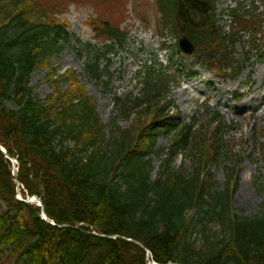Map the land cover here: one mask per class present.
Here are the masks:
<instances>
[{"label":"trees","instance_id":"obj_1","mask_svg":"<svg viewBox=\"0 0 264 264\" xmlns=\"http://www.w3.org/2000/svg\"><path fill=\"white\" fill-rule=\"evenodd\" d=\"M50 1L44 7L40 0H6L0 7V143L19 163L22 196H38L51 221L74 228L51 226L40 219L39 206L17 199L12 164L0 153V202L6 208L0 214V264H148L145 249L158 264H264V215L241 217L233 209L240 171L227 169L226 186L217 190L209 168L224 147L221 117H213L214 132L206 140L194 124L171 116L163 103L167 76L144 72L140 98L116 99L119 113L134 118L129 129L116 126L110 136L75 76L76 90L58 89L46 101L34 97L32 75L51 66L68 37L58 20L62 11L71 4L121 3ZM156 3L164 28L193 37L199 57L212 68V53L227 40L217 25V0ZM246 23L237 18L233 38ZM87 25L97 43L108 44L105 51L84 47L94 53L86 72L100 81L102 57L123 46L127 32L107 16ZM162 132L173 135L172 143L156 150ZM182 153L195 157L191 171L174 168ZM154 156L161 164L152 178ZM92 232L134 239L145 249Z\"/></svg>","mask_w":264,"mask_h":264},{"label":"rangeland","instance_id":"obj_2","mask_svg":"<svg viewBox=\"0 0 264 264\" xmlns=\"http://www.w3.org/2000/svg\"><path fill=\"white\" fill-rule=\"evenodd\" d=\"M6 0H0L5 7ZM50 0H40L47 7ZM114 6H99L96 9L87 4H71L59 16L65 25L68 39L62 50L51 58V66L38 69L32 75L34 97L46 101L56 90H76L71 80L77 79L83 89L97 103V110L106 126L107 135L117 127L129 129L131 114L119 115L116 97L123 100L140 97L143 89V73L150 69L168 75L171 100L179 116L185 122L195 119L196 126L202 127L204 138L210 139L214 128L209 124L213 113L224 118V147L221 158L211 163L210 171L217 190H223L227 182V169L237 167L240 171L239 184L233 196V209L238 216L254 217L264 215V25L259 33L250 25L236 38V43L227 48L229 62L222 63V55H215L214 61L222 75L205 67L195 54H185L178 49L180 35L174 29L161 25L156 0H120ZM237 11L253 17L264 16L261 0H217V20L222 35L233 42V29ZM102 16L118 20L127 32L123 46L112 48L110 54L101 60V68L108 78L97 81L85 70L88 54L78 47L77 40L84 45L95 44L93 34L86 22ZM99 17V16H98ZM100 18V17H99ZM68 23V24H66ZM255 48V49H254ZM92 57V56H91ZM222 63V64H221ZM240 66L241 74L230 79L229 68ZM63 76L56 80L53 73ZM233 85L231 91L224 88ZM220 100V102H217ZM204 130V131H203ZM200 132V133H201ZM173 135L161 133L157 137L156 150H167ZM179 154L174 168L193 169L195 157ZM161 159L154 156L156 177ZM6 208L0 202V214Z\"/></svg>","mask_w":264,"mask_h":264},{"label":"water","instance_id":"obj_3","mask_svg":"<svg viewBox=\"0 0 264 264\" xmlns=\"http://www.w3.org/2000/svg\"><path fill=\"white\" fill-rule=\"evenodd\" d=\"M180 44H181V48L183 49V51H185L187 53H191L193 51V46L190 43V41L188 40V38H183L181 40ZM0 153L3 154L5 159L9 160L12 163V172H13V176H14V179H15L18 200L22 201V202H25V203H30V204L36 203L38 206H40L41 207L40 219H42L44 222L50 224L51 226L56 227V228H73V227H71L69 225H66V224L58 225V224L50 221L48 219L47 214H46L44 203L39 197H37V196H28L25 200L21 197V193H20L21 183H20V180H19L18 161L10 156V154L7 152V150L5 149V147L2 144H0ZM92 234L94 236H99V237H102V238H105V239H114V240L121 239V240L130 242V243H134V244L144 248V246H143V244L141 242L133 240V239L126 238L124 236H120V235H116V236L99 235V234H97L95 232L92 233ZM147 254H148L147 259L149 260V251H147ZM150 264H158V263L150 262ZM169 264H175V263H169Z\"/></svg>","mask_w":264,"mask_h":264},{"label":"bare ground","instance_id":"obj_4","mask_svg":"<svg viewBox=\"0 0 264 264\" xmlns=\"http://www.w3.org/2000/svg\"><path fill=\"white\" fill-rule=\"evenodd\" d=\"M233 87H235V86L230 85V86H228V88H224V87H223V90H224V91H225V90H226V91H227V90H228V91H231V90L233 89ZM217 102H220V100H217Z\"/></svg>","mask_w":264,"mask_h":264}]
</instances>
